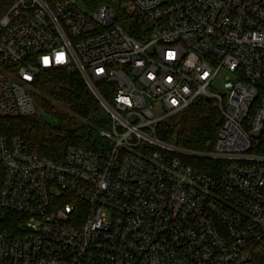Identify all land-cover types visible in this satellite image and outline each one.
<instances>
[{
    "label": "built area",
    "instance_id": "1",
    "mask_svg": "<svg viewBox=\"0 0 264 264\" xmlns=\"http://www.w3.org/2000/svg\"><path fill=\"white\" fill-rule=\"evenodd\" d=\"M10 0L0 116L37 115L38 76L78 74L109 116L63 158L0 136V264H254L264 239V0ZM127 27V28H126ZM199 99L214 148L164 140ZM226 164L216 176L191 162Z\"/></svg>",
    "mask_w": 264,
    "mask_h": 264
},
{
    "label": "trees",
    "instance_id": "2",
    "mask_svg": "<svg viewBox=\"0 0 264 264\" xmlns=\"http://www.w3.org/2000/svg\"><path fill=\"white\" fill-rule=\"evenodd\" d=\"M89 8L108 4L121 10L123 0H82ZM10 0H0V14ZM127 28V27H126ZM36 87L37 115L1 117L0 136H19L26 151L61 159L69 145L95 148L101 141L99 131L109 127V116L88 90L78 74L63 70H46L38 76ZM55 104L68 108L59 111ZM41 113L51 116L55 124L47 122ZM222 118L213 100L199 99L179 116L160 126V136L181 147L209 151L214 148ZM192 163L206 174L216 176L226 164L209 159H192ZM254 264H264V239L253 252Z\"/></svg>",
    "mask_w": 264,
    "mask_h": 264
},
{
    "label": "rangeland",
    "instance_id": "3",
    "mask_svg": "<svg viewBox=\"0 0 264 264\" xmlns=\"http://www.w3.org/2000/svg\"><path fill=\"white\" fill-rule=\"evenodd\" d=\"M56 106V108L59 110V111H66V112H68V108L67 107H65V106H63V105H61V104H55ZM41 115L43 116V118L47 121V122H49V123H51V124H55V121H54V119L51 117V116H49V115H47V114H45V113H41Z\"/></svg>",
    "mask_w": 264,
    "mask_h": 264
}]
</instances>
